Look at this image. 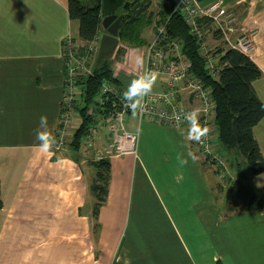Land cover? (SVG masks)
Segmentation results:
<instances>
[{
    "label": "crops",
    "instance_id": "obj_1",
    "mask_svg": "<svg viewBox=\"0 0 264 264\" xmlns=\"http://www.w3.org/2000/svg\"><path fill=\"white\" fill-rule=\"evenodd\" d=\"M159 3L154 0V12ZM249 5L254 33L246 53L263 70L254 88L264 102V0ZM157 22L143 30V45L124 46L120 39L112 54L122 91L146 71ZM79 31L68 0H0V264H264V206L228 212L227 205L231 181L241 176L264 202V172L251 175L244 158L227 152L236 166L228 165L224 183L188 139V124L175 129L130 111L126 128L139 135L136 150L107 159V193L97 209L92 186L98 169L87 160L85 145L76 148L71 138L60 151H39L42 115L56 138L65 94L64 41L70 34L79 38ZM134 53L142 55L143 69L135 67ZM164 88L158 77L152 92ZM179 100L200 106L184 88ZM71 115L79 127L77 108ZM100 127L96 144L104 147L109 133ZM254 136L264 156V118Z\"/></svg>",
    "mask_w": 264,
    "mask_h": 264
},
{
    "label": "trees",
    "instance_id": "obj_2",
    "mask_svg": "<svg viewBox=\"0 0 264 264\" xmlns=\"http://www.w3.org/2000/svg\"><path fill=\"white\" fill-rule=\"evenodd\" d=\"M159 2L157 12L152 10L154 0H131L128 8L121 10L125 13L119 30L121 41L128 45L141 46L145 43L142 33L146 26L153 23L155 18H158V24L166 22L170 36L182 40V54L192 62V71L212 88L216 101V123L221 153L234 152L244 158L253 176L263 173L264 156L254 136V127L264 118V102L254 88V81L262 77L263 70L245 51L229 46L223 31L218 29L217 38L224 41L214 50V55L218 57V71L215 76L211 75L206 68L205 57L200 54L196 36L183 15L175 10L177 0ZM68 9L70 17L80 22V40L90 41L99 34L102 0H93L92 6L86 5L82 0H68ZM212 22L213 18L207 15L198 19L199 26L205 31ZM111 56L104 58L100 63L96 61L93 73L77 77L81 95L74 101L72 109L77 108L82 120L71 140V144L76 148L80 147L83 137L94 121L91 108L102 82L111 81L121 90L112 67ZM91 163L98 169L92 186L98 195L97 209L107 193L109 162L102 160ZM227 205L228 212L242 209L259 210L263 208L264 202L259 192L241 176L231 181ZM2 207L0 182V208ZM217 264L223 262L218 261Z\"/></svg>",
    "mask_w": 264,
    "mask_h": 264
},
{
    "label": "built area",
    "instance_id": "obj_3",
    "mask_svg": "<svg viewBox=\"0 0 264 264\" xmlns=\"http://www.w3.org/2000/svg\"><path fill=\"white\" fill-rule=\"evenodd\" d=\"M203 7L200 0H177L175 10L183 15L196 36L200 54L206 59V68L211 75L215 76L218 71V57L214 55L213 49L209 45H205V30L199 26L198 19L202 15H207L216 21L217 16L211 14L210 9L204 11ZM225 12L226 10L222 8L219 15L221 16ZM223 29L221 30L223 31ZM223 33L225 35L224 31ZM225 39L229 43V39L226 37ZM100 41V34L86 42L70 34L64 41L65 94L56 134L57 143L53 147L55 151L62 150L70 142L78 128L74 127L71 115L74 101L81 95L77 77L93 73ZM231 46L246 52L242 42ZM146 71L156 72L158 77H162L165 88L160 92H151L144 99L143 106L137 111L139 118L171 128L182 129L187 125L183 119L184 114L199 109L200 123L209 128V133L203 142L196 144L206 162L214 168L220 179L225 180L229 171L226 158L221 153L216 123V101L212 95V88L192 71V62L182 54V40L170 36L166 22L156 25L153 39L148 44ZM183 88L199 100V107H190L180 102L179 97ZM122 93L123 91L111 81L104 80L102 82L91 108L94 121L82 140L87 160H107L109 157L136 150L139 135L126 128V116L131 110L125 107L122 102ZM177 116L180 117L179 120L176 119ZM101 124L106 125L109 133V142L104 147L96 144V136Z\"/></svg>",
    "mask_w": 264,
    "mask_h": 264
},
{
    "label": "clouds",
    "instance_id": "obj_4",
    "mask_svg": "<svg viewBox=\"0 0 264 264\" xmlns=\"http://www.w3.org/2000/svg\"><path fill=\"white\" fill-rule=\"evenodd\" d=\"M132 60L137 69H143L144 60L142 55L134 53L132 55ZM157 78L158 74L156 72L142 71L138 76L130 81L126 90L123 91L121 96L122 102L125 107L132 111L134 115L143 106L144 99L151 94ZM176 119L179 120L180 117L177 116ZM183 119L188 124V139L190 141L201 143L207 138L209 128L201 125L199 109H194L185 113ZM39 127L43 130L36 133V139L39 142L38 149L43 153H48L56 145L57 140L55 136L47 131V116L42 115L40 117ZM137 131L139 132V130ZM192 159L195 160L196 157L193 155Z\"/></svg>",
    "mask_w": 264,
    "mask_h": 264
},
{
    "label": "rangeland",
    "instance_id": "obj_5",
    "mask_svg": "<svg viewBox=\"0 0 264 264\" xmlns=\"http://www.w3.org/2000/svg\"><path fill=\"white\" fill-rule=\"evenodd\" d=\"M237 1L238 0H215L213 3L211 2L209 4H205V3L202 4L204 6L203 7L204 11L210 9L211 11L210 13L217 16L216 21L215 19H213V22L209 25V29L205 31L206 34L205 45L206 46L209 45L213 49V52L214 50H217V48L224 41L221 38H217L216 31L220 29V27L224 28L221 29H223V31L225 32L224 37L229 39V43H228L229 46L234 44L237 45V43L242 42V46L246 50V52L250 53L252 49V44H253L252 34L254 33V31L251 29L250 26L249 0L245 2L246 3L245 5L232 4ZM82 2L89 6L93 5V0H82ZM222 8H224L226 12L220 16L219 11ZM122 45L127 46L128 44L126 42H122ZM223 154L226 155V157L228 156V153L226 151L223 152ZM235 161H236L235 159H231V158L229 160L226 159L228 171H229L228 165L232 168L236 166ZM242 166L245 168L248 165L246 164V162H242ZM227 179L228 178H226L225 180L222 179L220 180L226 183Z\"/></svg>",
    "mask_w": 264,
    "mask_h": 264
},
{
    "label": "water",
    "instance_id": "obj_6",
    "mask_svg": "<svg viewBox=\"0 0 264 264\" xmlns=\"http://www.w3.org/2000/svg\"><path fill=\"white\" fill-rule=\"evenodd\" d=\"M131 0H102L101 28L104 31L101 36L97 61L111 56L118 47L120 37L119 30L125 13L121 10L128 8ZM121 12V13H120Z\"/></svg>",
    "mask_w": 264,
    "mask_h": 264
}]
</instances>
